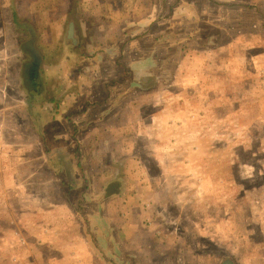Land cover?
I'll use <instances>...</instances> for the list:
<instances>
[{"label":"rangeland","instance_id":"obj_1","mask_svg":"<svg viewBox=\"0 0 264 264\" xmlns=\"http://www.w3.org/2000/svg\"><path fill=\"white\" fill-rule=\"evenodd\" d=\"M149 1L143 3L145 28L157 21ZM246 1L247 8L256 2ZM259 2L264 5V0ZM182 4L175 2L177 9ZM139 7L137 0H0V167L9 171L13 185L1 184L7 179L0 177V264H264V21L260 25L258 19L254 45L245 36L243 45H227L226 49L221 45L217 52L213 51L216 48L189 51L185 45H168L165 39L152 43L145 33L143 45L148 49L137 50L134 44L140 35L128 31L135 29ZM258 12L264 18V12ZM161 29L155 26L157 36ZM115 40L126 48L122 52L113 47L110 59L125 58L124 70L113 63L103 66L106 71L118 74L127 69L134 75L136 66L148 63L147 72L157 76L153 82L145 80V98L131 91L126 101L132 102L133 114L139 111V101L144 103L145 121L141 114L129 115L134 122L106 132L114 156L119 158L120 151L128 155H121L126 185L150 187L149 198H144L150 201L149 207L147 201L142 202V194H136L138 190L130 194L138 199L129 209L133 222L130 245L138 256L129 257L126 263L118 257L117 243L111 251L105 243L96 245L93 241H100L98 235L89 234L98 256L76 246L78 223L96 219L99 235L103 234L104 218L90 216L97 206L103 209L105 201L111 203V221L117 229L121 211L119 203L113 202L114 194L95 193L101 184L102 191L108 190L107 180L77 179L73 162H59V121L70 123L59 114L61 96L98 88L91 58L100 50L97 47ZM185 48L195 59L207 61L208 54L211 58L216 53L221 59V77L207 79L202 99L199 95L193 99L196 105L203 102L207 111L206 116L191 117L195 125L202 118L206 125L202 129L185 126L186 102L179 96L184 76L190 73L183 64ZM198 73L194 71L193 88L199 86ZM173 75L177 82L170 86ZM117 84L112 83L111 89L135 90L132 84ZM172 106L182 110L181 114L168 113L174 111ZM76 132L86 142L83 148L94 155L95 141L87 146L93 130L84 127ZM98 133L102 139L103 133ZM71 149L66 153L72 154ZM136 152L144 153L136 156ZM166 153L171 155L164 157ZM139 156L143 163L138 162ZM160 157L164 160H157ZM78 163L83 175L89 165ZM165 170L169 172L159 175ZM88 186L95 194L85 193ZM154 187L162 190L153 191ZM40 221H47L55 231L44 241L38 240ZM59 232L62 246L73 248H59L55 242H59ZM108 235L113 237L112 232Z\"/></svg>","mask_w":264,"mask_h":264},{"label":"crops","instance_id":"obj_2","mask_svg":"<svg viewBox=\"0 0 264 264\" xmlns=\"http://www.w3.org/2000/svg\"><path fill=\"white\" fill-rule=\"evenodd\" d=\"M139 1L140 9H139V18L135 20L134 26L135 29L129 30L128 32H134L137 35L136 41L134 46L137 47V50L142 49H148L143 45L144 39H145V33H147L151 41L154 42H161L163 39L166 40L168 45H185L187 46V49H214L216 48L215 52L223 49H226L227 45H243V41L245 38L248 40V42L251 45H254L257 43L256 39V33L258 31V19L260 18L262 20L259 21L260 25H263L264 18L259 14V10L264 12V5L260 4L259 0H256L255 3L251 4L250 6H253V8H247L248 5L246 0H178L183 1L184 4L181 5L179 9L177 5H175V2L177 0H165L163 3H160L156 5V0H150L151 5L153 6V11H156L157 14V21L150 22L148 25H146V28L144 26V2L145 0H137ZM148 1V0H146ZM252 2V1H250ZM141 3V4H140ZM259 3V4H258ZM173 4V6H172ZM261 22V23H260ZM158 25L159 27H164V29H161L159 31L160 35L158 36L155 34V26ZM126 27V26H125ZM124 27V28H125ZM145 28V29H144ZM264 28V26H263ZM126 33L127 30L123 31V33ZM246 36V37H245ZM147 42L149 41V37L147 38ZM138 45H143L138 48ZM147 45H152L151 43H147ZM222 45V47H221ZM113 47L117 48L118 50H121L123 52L124 48L126 46L123 44V42H117L116 40L113 41L110 45H102L97 47V49H100L96 54L91 58V62H94L95 66V82H96V88L95 90H90L89 93H85L78 90H72L71 94L64 96L62 94H59V97L61 96L64 98L62 101L61 106L59 107L60 113L64 114L66 118L64 119H70V123L67 121L64 122L60 119L59 121V140H61V143H59V162L60 163H69L73 162L74 166L72 170L75 172V176L77 179H80V176L83 178H103L107 180V188L108 190H103V185H99L97 188V192L99 195L102 193L105 197L109 194H114V201L118 202L121 215H120V223L118 225V229L115 226V224L112 223L113 213H111L110 208L108 205L111 203H108L105 201V205L103 209L101 207L97 206L92 212V217L100 218L105 220L104 227L102 229V235L99 228L96 226V219H90L89 223H78V230L75 234H78L77 237H75V243L76 246L79 245L81 248H85L86 250H90L93 252L95 256L97 255V252L93 246H91V240L92 238L89 236V234H95L98 235L99 240L98 241L94 239V243L98 245L99 243H105V247H107V250L111 251L113 250L112 244H116L119 246L118 249V257L120 259H125V263L129 257H137V252H134V248L130 245V243L133 242V229L131 227L132 219H130V212L129 209L131 206L138 204L137 197L131 196L132 190H138L137 193L142 194V202L144 203L146 207H149L148 195L150 194L147 192V190H150V187L146 185H137V186H127V180L125 178H122V171L125 172V166L122 165V156L124 154L127 155L125 152L120 151V157L117 158L114 155L116 153L113 151L111 147V142H107L105 139H110V135H106V132L110 129L115 130H121L124 128L123 124H127L128 122H134V118H130L129 115H139L141 114V120L142 122L145 121L143 117V111H144V103L142 101H139L138 103V110L137 113H132L131 109H133L131 104H129L128 99L130 98L129 94L131 91H134L141 95V97L145 98L146 94H148V91H145L147 86H145V80L146 82H153L157 76L152 75L151 73H148L145 69L148 66V63L143 64V66H136V70L134 69V72H136L134 75L128 74L127 69L126 72H120L118 74H113L110 71H106V69L103 68V66H111L113 63L116 64V66L122 68V63L125 58L120 59H110L111 57V51L113 50ZM186 51V48H185ZM118 54V53H117ZM115 55V53H113ZM203 54L199 55L202 56ZM218 56V53H216ZM215 57L209 58V54L206 56L207 61H204L202 57L199 59H195L193 57L191 52H185L183 56L184 60V66L190 71L188 75L184 76V80L182 81L184 89L182 91L179 90L180 97L183 96L184 102H186V105L183 107L184 112V118H185V126L191 129V125L194 126V129H202L205 125L202 118L199 121L197 119L195 122L198 124L195 125L193 121L191 120V117L193 118L196 114L203 113V115L206 116L207 111L204 108V103L200 102L196 105V102H193V99L196 95H199L200 100L202 99L200 96L205 94L204 88L205 82L207 79L210 81L215 77H221V59ZM143 59V58H142ZM179 61V65H181L182 61ZM188 62V63H187ZM137 63L140 64L139 61ZM97 65H100L98 67ZM176 65V64H175ZM187 65V66H186ZM209 65V66H208ZM128 66V65H126ZM175 67V66H174ZM198 70V88H193L192 83L194 82V71ZM208 71V72H207ZM220 71V72H219ZM175 72V70H174ZM161 76V75H159ZM181 81V80H180ZM126 83L132 84L134 86L135 90H128V89H118L115 88L111 89V84L114 83L118 86L117 83ZM171 84L170 86L176 84V76L173 75L172 80H170ZM216 83L215 88L218 87V81L214 80ZM181 83V82H180ZM213 83V82H212ZM113 85V87H114ZM125 85V86H126ZM121 86V84L119 85ZM149 87V86H148ZM189 88V89H188ZM170 92V88L169 91ZM176 90H172L171 93L175 94L176 96ZM151 94L154 93V91L150 92ZM155 94V93H154ZM217 94V93H216ZM144 95V96H143ZM174 108V111H167L168 113L174 114H181L182 110H178ZM199 109H203L202 111H199ZM57 125V124H56ZM52 126V125H50ZM88 128L89 130H93L92 136L88 137V145L87 146H93V142L95 141V144L97 147V150H95L91 155L89 154V151L85 150L83 148V145H86V142H81L79 138H77V132L81 128ZM127 128V127H125ZM189 129V130H190ZM103 133V138L101 139L99 137V133ZM54 136H56L54 134ZM75 138L78 139V143L75 141ZM190 138V137H188ZM191 143V141H189ZM110 144V145H109ZM72 146V154L66 153L68 151L67 149ZM74 146H77V149L73 148ZM63 148V151H62ZM66 150V151H65ZM79 150V151H77ZM86 151V152H85ZM140 153L144 152H136V156H138ZM122 155V156H121ZM171 154L166 153L163 156L169 157ZM128 156V155H127ZM153 158H155V155L153 154ZM162 157V156H161ZM157 158L159 161H163L162 158ZM88 159V160H87ZM94 162L95 165L91 166L90 162ZM137 160V157L135 159ZM144 159L142 156H139V161L143 163ZM78 162H83L85 164H88L89 167L85 168L83 170V175L80 173V169H78L77 165ZM2 165V164H0ZM75 167V168H74ZM144 170V169H143ZM145 171V170H144ZM73 172V173H74ZM147 174H149L148 171H145ZM169 171H159V175L168 173ZM144 174V173H142ZM9 171L2 169L0 167V177L3 179H7L5 182H2L1 184L7 186H13L11 183V180L9 181ZM155 178V177H154ZM123 179V181H122ZM122 181V182H121ZM9 182V185H8ZM77 181L74 180V183ZM73 183V188H75L76 185ZM122 183V185H121ZM159 183V181L157 182ZM13 184L17 186V182L13 181ZM91 185V184H90ZM1 186V185H0ZM6 186V185H5ZM155 186V185H154ZM85 193H92V188L90 186L85 187ZM159 190L162 188L154 187L152 190ZM160 191L157 193L159 194ZM94 192L92 194H95ZM103 197V198H104ZM169 198V197H168ZM156 203H159V200L154 198ZM101 200V199H100ZM105 200V199H103ZM163 201V198L161 199ZM108 203V204H107ZM68 209H72L74 211V207L71 205V203H67ZM153 204V201H152ZM100 211V212H99ZM77 215L79 216V212H77ZM97 215V216H95ZM146 212L142 211L141 217H145ZM30 217V216H29ZM150 217V216H148ZM27 218V217H26ZM151 218V217H150ZM43 221H40L38 225V230L41 239L38 240L44 241L49 238V236L52 233H55V231H52L48 227V222L42 223ZM154 223V222H153ZM32 224V223H31ZM152 225V221L150 223ZM59 231V230H58ZM113 233V237H109L108 233ZM57 233V232H56ZM115 234V235H114ZM168 239L172 237L171 234L167 235ZM71 240H74L73 236H70ZM62 235L59 232V242L55 241L57 244H59V248H66L70 250L73 248L71 245L67 244V246L63 247L62 245ZM97 239V237H96ZM98 243V244H97ZM58 246V245H57ZM70 246V247H69ZM101 249H103L101 247ZM74 250V249H72ZM104 250V249H103ZM73 255V254H72ZM100 257V256H99ZM223 264V263H222Z\"/></svg>","mask_w":264,"mask_h":264},{"label":"water","instance_id":"obj_3","mask_svg":"<svg viewBox=\"0 0 264 264\" xmlns=\"http://www.w3.org/2000/svg\"><path fill=\"white\" fill-rule=\"evenodd\" d=\"M72 23L70 24V26H69V34L71 35V33H72ZM223 264H231V262L230 261H225V262H223Z\"/></svg>","mask_w":264,"mask_h":264},{"label":"built area","instance_id":"obj_4","mask_svg":"<svg viewBox=\"0 0 264 264\" xmlns=\"http://www.w3.org/2000/svg\"><path fill=\"white\" fill-rule=\"evenodd\" d=\"M261 76H262V82H263V84H264V67H263V69H262V71H261Z\"/></svg>","mask_w":264,"mask_h":264}]
</instances>
